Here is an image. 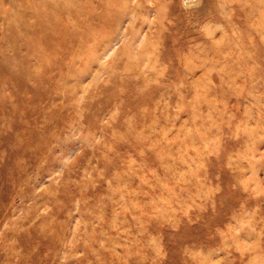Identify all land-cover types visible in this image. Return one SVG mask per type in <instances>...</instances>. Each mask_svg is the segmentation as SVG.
Returning a JSON list of instances; mask_svg holds the SVG:
<instances>
[{"label": "rangeland", "instance_id": "1", "mask_svg": "<svg viewBox=\"0 0 264 264\" xmlns=\"http://www.w3.org/2000/svg\"><path fill=\"white\" fill-rule=\"evenodd\" d=\"M0 264H264V0H0Z\"/></svg>", "mask_w": 264, "mask_h": 264}]
</instances>
